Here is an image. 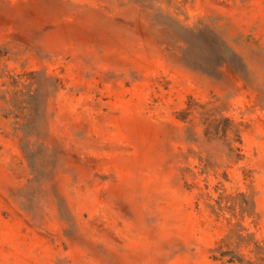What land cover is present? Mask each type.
I'll list each match as a JSON object with an SVG mask.
<instances>
[{"label":"rangeland","instance_id":"1","mask_svg":"<svg viewBox=\"0 0 264 264\" xmlns=\"http://www.w3.org/2000/svg\"><path fill=\"white\" fill-rule=\"evenodd\" d=\"M222 191L264 242V0H0V264H228Z\"/></svg>","mask_w":264,"mask_h":264},{"label":"trees","instance_id":"2","mask_svg":"<svg viewBox=\"0 0 264 264\" xmlns=\"http://www.w3.org/2000/svg\"><path fill=\"white\" fill-rule=\"evenodd\" d=\"M12 75L10 78L15 81ZM29 97V96H28ZM225 121L230 124L228 119ZM237 137L240 143L237 131L229 128ZM226 136L227 131H223ZM236 156L240 155L239 147L231 148ZM213 204L208 205L211 212L216 217H222L226 222V233L211 249V258L215 261L228 264H264V242L255 237V233L248 228L245 222L255 223L258 213L256 211L254 198L252 199L245 192L225 193L218 192Z\"/></svg>","mask_w":264,"mask_h":264}]
</instances>
